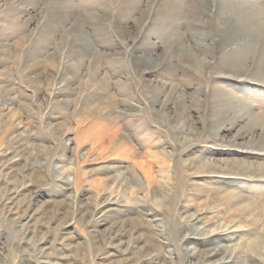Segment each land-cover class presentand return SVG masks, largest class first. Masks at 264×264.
I'll return each mask as SVG.
<instances>
[{
  "label": "rangeland",
  "instance_id": "1",
  "mask_svg": "<svg viewBox=\"0 0 264 264\" xmlns=\"http://www.w3.org/2000/svg\"><path fill=\"white\" fill-rule=\"evenodd\" d=\"M162 1L0 0L2 264H24L40 237L44 252L66 264H197L188 247L215 248L201 236L219 226L238 229L219 240L235 245L237 264H264V181L255 178L264 155L243 151L250 135L229 142L254 115L264 116V76L252 78L264 75V0H223L220 8L208 0L212 13L199 26L201 0H176L180 13L160 15ZM217 10L251 16L224 24ZM150 13L152 49L136 35ZM219 25L234 33L222 44L225 55L255 39L235 50L247 68L237 73L248 82L218 76L229 72L218 63L217 40L209 47L216 63L197 79L176 62L155 69L170 43L207 46L199 34L213 35ZM164 84L185 94L176 122L172 104L161 109ZM223 92L252 109L226 102ZM239 112L246 116L232 123ZM105 196L122 206L96 210ZM193 232L197 243L185 240ZM113 236L115 248H104ZM251 243L263 245L254 259Z\"/></svg>",
  "mask_w": 264,
  "mask_h": 264
},
{
  "label": "bare ground",
  "instance_id": "2",
  "mask_svg": "<svg viewBox=\"0 0 264 264\" xmlns=\"http://www.w3.org/2000/svg\"><path fill=\"white\" fill-rule=\"evenodd\" d=\"M207 1L208 0H201V7H202V11H199V13L201 14L200 17L196 20V24L199 25H204V23L206 22L205 20H203V16H209L212 13V7H208L207 5ZM212 5L214 4V0H210ZM180 2L178 1H173V0H164L162 2H160V7L156 8V13L157 14H162V11H165V14H171L173 12L176 13H180V7H179ZM225 1L223 0H219L218 1V6L217 8H220L221 5H224ZM216 7V5L214 6ZM154 11V10H153ZM224 12V11H223ZM217 17H221V20L226 22L227 19L230 18H234L236 19V17L238 18V16L240 15H244V19L247 21L248 16H251L248 13H244L243 11H236V10H232L227 12V14H220L219 11L217 10L216 13ZM169 18V15L164 16L163 19H167ZM201 18V19H200ZM146 22V24H145ZM142 23V25L140 26V29H137V37L138 40L140 41L139 44L142 43H147V41L145 39H147L149 41V47L152 49L154 48V41L150 40V36L151 38L153 36H156L155 33H152V27H154L155 23H156V18L153 17L151 18V13L148 16V20ZM150 23V24H149ZM208 24V22H206ZM145 24V25H144ZM149 24V25H148ZM225 24V23H224ZM236 24H240V23H236ZM148 25L144 31L145 26ZM226 27V28H225ZM230 28L227 26H217L215 29V32L213 35H210L209 33L206 34L205 33H201L199 34V38L201 39H207V41H209L207 44V46H203V45H199V42H195L192 43L190 45H187L188 47H181L178 46V44H173L170 43V46H168V50L164 51L163 53V57L161 59L155 62V69L156 68H161V69H166V67L173 65V63H180L181 64V69L183 70V73H186L189 77H192L194 79H197V76H202L205 73V69L207 68H211V65L216 63L215 62V55H209L210 54V50L209 47L212 49L213 48V44L215 42V40H217V42H219V52L220 53V59L218 61V63H220V68H223L226 72L229 73H220L218 76H220L221 78H224L226 81H229V79H237L238 81H243L246 80L244 79V75L241 76L239 75L240 73L237 72H241L242 74H244L242 71L246 70L247 68L244 66V64H240L241 59L236 58L238 57L240 54L236 53H240V52H236L235 50L239 51L241 50L242 47L246 46V43L248 42H254L255 39L253 38V40H244L240 43V41H238V45L234 50V54L230 55H225V48L222 46L223 42L226 40H234V33L232 34L229 30ZM171 36L170 34H167L164 38L168 39ZM157 37V36H156ZM217 37V38H215ZM156 39V38H155ZM137 40V41H138ZM213 41V42H212ZM225 41V42H226ZM174 45V47L170 48L171 45ZM225 44V43H224ZM259 48L261 47L262 42H259ZM146 46V44H143ZM216 46V44H215ZM264 46V45H263ZM232 49H234V46L232 47ZM263 49V48H261ZM260 49V55H259V61H262V57L264 58V51ZM204 54L207 58H202L199 57V55ZM210 57V59H208ZM259 69V68H258ZM257 74H254L253 77L249 74L250 77L254 78H262L264 75L261 71L257 70ZM200 73V74H199ZM202 73V74H201ZM208 73V72H207ZM247 81V80H246ZM248 82V81H247ZM172 87V86H171ZM170 86H168L167 84H164L162 86V90H160V97H162L161 102H162V107L161 109L164 110L166 105L168 104H172V109L174 110V121L176 122L178 120V117L180 115L179 111L181 110V107H179L181 105V103H183L184 101V97L185 94H177V95H173V87L171 89ZM222 97L224 98V100L226 102L229 103H236L235 101L238 100V98H236L235 95H231V94H227L224 93L222 94ZM221 95L220 98L222 99ZM155 99L153 98L151 102H153ZM223 100V99H222ZM185 103V102H184ZM245 103V102H244ZM244 103L241 100H238V103L236 105H234L235 107L239 108L238 106H243L241 109L249 108L252 109V107L248 106V105H244ZM233 107L232 105L230 106H226L223 107L224 110L225 109H229ZM240 109V108H239ZM179 114V115H178ZM246 115L243 112H239V113H235L229 116L230 121L236 122L239 121L242 117H245ZM261 122V125L263 126V131L259 132V134H256V129L258 128L257 125L258 123ZM228 126H231L230 124H228ZM220 129H228L226 127H223V125H221L219 127ZM255 132V133H254ZM20 135L21 133H19L18 139L17 141H20ZM246 135H250L251 138V142L250 144H252L251 149L247 148L244 149L243 151L246 153H253V154H260V155H264V116L262 114H260L259 116L254 115L252 118L249 119V121H247V126L246 127H241L240 129L237 130L236 134L234 135V137L232 139L229 140V142H231L232 145H237L238 144V140L242 139L243 137H245ZM190 144V143H188ZM242 150V149H240ZM16 155L13 154L10 157V161L12 162L13 160H15ZM8 162V161H7ZM256 172V171H255ZM247 174V173H245ZM256 175V174H255ZM258 181H264V173L262 174V176L259 177H255ZM255 179V180H256ZM65 186L68 185L67 182L64 183ZM63 185V187H65ZM27 187V186H26ZM30 190V189H29ZM103 200H101L100 202L95 204V208L97 209H102L103 207H106L105 210L103 211V214H107L108 212H112L115 211L117 209V206H122V203H120L118 200H116L113 196L109 197L105 196L102 198ZM115 205V206H114ZM152 212V211H151ZM151 212L148 213L152 214ZM155 212V211H154ZM153 212V215L156 217V219H159V217H157V215H155V213ZM159 216V215H158ZM201 214H197L195 215L192 220L195 221H199L200 220ZM227 230V231H225ZM204 236L201 237H205L208 238L207 240H205V243H213L215 245V248L211 247V248H205L202 250L197 249L195 246H191L188 247L190 248V253L189 256L196 258L197 264H237V260L235 259L234 253H232L233 248L235 247V245H229V244H221L222 242H220V238L223 239L225 237H223L226 234H229V238H232L234 235L237 234L238 229H236V227H231V226H219L216 229H213L211 231H208V229H203ZM225 231V232H224ZM196 234L200 235V232H193V233H186L185 236V240H189L192 241L194 243L199 242L198 238H200L199 236H196ZM116 236V235H115ZM113 236L112 238L109 239L108 243L105 245L104 248L106 247H114V240L116 239V237ZM226 239V238H225ZM46 238L44 237H40L38 239L37 244L34 245V250H35V254L33 256H28L27 260H25L23 263L24 264H66V259H63L64 257L59 256L56 259L51 258V256L49 255V253L44 252L45 249L47 248L44 245ZM220 243H219V242ZM257 241V240H256ZM1 242H0V255L2 254V246H1ZM233 246V247H232ZM231 247V248H230ZM263 247V245L260 243H251L249 245V247L247 248L248 250V254L254 258H256V250L258 248ZM115 248V247H114ZM213 248V249H212ZM36 249H38L36 251ZM110 252V251H109ZM107 252L108 255H106L107 257H102L104 258V260H106L108 258V256H112L114 254V252ZM221 255L219 259L217 260H213V258L217 255ZM101 258V259H102ZM251 260H253L252 258H250ZM145 260V259H143ZM254 262V261H253ZM105 262H101V264H103ZM0 264H2L0 262ZM108 264H128V262L126 261H122L121 263H118V261L110 260V263ZM256 264V263H254Z\"/></svg>",
  "mask_w": 264,
  "mask_h": 264
}]
</instances>
